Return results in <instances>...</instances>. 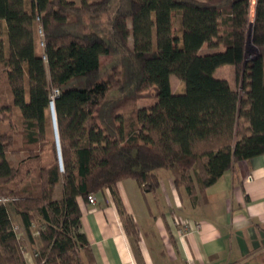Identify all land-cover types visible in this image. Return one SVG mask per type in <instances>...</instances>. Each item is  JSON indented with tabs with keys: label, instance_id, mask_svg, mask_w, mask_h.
<instances>
[{
	"label": "trees",
	"instance_id": "16d2710c",
	"mask_svg": "<svg viewBox=\"0 0 264 264\" xmlns=\"http://www.w3.org/2000/svg\"><path fill=\"white\" fill-rule=\"evenodd\" d=\"M249 4L30 0L27 9L24 0H0L7 39L4 53L0 38V196L10 198L0 202V264H27L10 208L30 241L36 226L33 264H84L92 254L78 197L109 189L119 204L118 181L130 178L154 192L164 168L194 201L236 162L264 154V0H255L251 25ZM248 27L258 54L246 60ZM110 54L119 66L101 78L100 56ZM225 64L234 66L239 88L215 75ZM170 75L184 81V92L172 91ZM112 88L118 97H107ZM149 90L155 103L136 107ZM55 91L63 170L46 131ZM120 211L137 243L133 218Z\"/></svg>",
	"mask_w": 264,
	"mask_h": 264
},
{
	"label": "crops",
	"instance_id": "0c3cea01",
	"mask_svg": "<svg viewBox=\"0 0 264 264\" xmlns=\"http://www.w3.org/2000/svg\"><path fill=\"white\" fill-rule=\"evenodd\" d=\"M159 181L154 192L130 178L118 181L119 204L109 189L93 194L95 204L78 197L80 231L92 254L84 264H264V154L236 162L194 201L173 185L170 172L159 173ZM120 209L135 222L137 243ZM9 215L33 264L38 235L32 226L29 243L18 214L10 208Z\"/></svg>",
	"mask_w": 264,
	"mask_h": 264
},
{
	"label": "rangeland",
	"instance_id": "374dc122",
	"mask_svg": "<svg viewBox=\"0 0 264 264\" xmlns=\"http://www.w3.org/2000/svg\"><path fill=\"white\" fill-rule=\"evenodd\" d=\"M24 1H25V6L28 9L29 6H30V0H24ZM76 1H78V0H76ZM252 1H253V6H251L252 5L251 4ZM254 6H255V0H250L249 9L251 8L252 11H251V9L249 10V14H248L249 21H251L253 19ZM171 19H172V32H173L174 35H179L180 34V23H179V16L176 13V11H173ZM248 32H249V27L247 29L246 45H245V52H244V56H245L246 60H248L250 58H253V57H255L258 54V50L255 47L252 46V44H251V42L249 40ZM37 34H38L37 37L39 38L40 47L43 48V46L41 45V39H42L43 32L41 31V33H40L39 29L37 28ZM0 38L2 40L3 45L5 46L4 47V53H5L7 39H6L5 32L2 31V29L0 30ZM203 49L205 50L206 47L204 46ZM99 62H100V77L101 78H106L112 72L111 70L113 69V67L119 66V62L120 61H119V56L118 55L110 54V55H102V56H100ZM215 75L218 76V77L226 78L229 81L231 87L239 88V82L236 80L235 70H234V66L232 64H225V65H222V66L218 67L215 70ZM170 83H171V85H172V87H173V89H174V91L176 93H181V92L185 91V83H184V81L179 79L175 75H170ZM56 94L57 93L55 91L54 96H56ZM118 95H119V92H118V90L116 88H112L107 93V97L108 98H115V97H118ZM155 101H156V97L153 95V90H149L148 92L146 91L142 96H140L137 99L135 104H136V107H144V106L152 105L153 103H155ZM13 118H14L15 122L20 123V120L17 119V116H16L15 112L13 114ZM46 131H47V135H48L49 138L51 136L53 137L52 125L49 122L46 124ZM20 136L21 135H17L16 136V138L18 139L17 142H16V146L17 147H19L21 145V143H22V137H20ZM45 149H47L45 151V153L47 154V157H50V152L48 151L49 149H48L47 145L45 146ZM11 157L14 158V155H11ZM60 170H61V168H60ZM158 172L160 173V175L161 174L164 175V172L169 174V170L164 169V168H160L158 170ZM60 192H61V186H60V184H58L56 186V189H55V192H54V197H58ZM33 228H34L35 234H37L36 233V226H33ZM29 243H33V242L30 241ZM34 243L36 244V242H34ZM34 246H35V248H37L39 246V240H38L37 244L34 245Z\"/></svg>",
	"mask_w": 264,
	"mask_h": 264
},
{
	"label": "water",
	"instance_id": "95a60500",
	"mask_svg": "<svg viewBox=\"0 0 264 264\" xmlns=\"http://www.w3.org/2000/svg\"><path fill=\"white\" fill-rule=\"evenodd\" d=\"M251 24H252V20L250 21V25ZM49 112H50V118H51V124H52L53 137H54V141H55V145H56L57 159L59 162V167L63 168L60 143H59V136H58V130H57V122L55 119V110H54V106H53L52 101H50V103H49ZM61 170H63V169H61Z\"/></svg>",
	"mask_w": 264,
	"mask_h": 264
},
{
	"label": "built area",
	"instance_id": "2783aa9c",
	"mask_svg": "<svg viewBox=\"0 0 264 264\" xmlns=\"http://www.w3.org/2000/svg\"><path fill=\"white\" fill-rule=\"evenodd\" d=\"M39 31H40V33H41V31H42L40 27H39ZM41 45L44 46V43H43L42 39H41ZM43 57H44V59H46L45 56H43ZM61 169H63V168H61ZM8 199H10V198L0 196V202H4V201H6V200H8ZM87 201H88L89 203H91V204H95V203H96V198H95V196H94L93 194H89V195L87 196ZM184 226H186V225H184ZM184 226H183L182 228L179 229L180 232H184V229H186V227H184ZM34 255H35V254H34Z\"/></svg>",
	"mask_w": 264,
	"mask_h": 264
},
{
	"label": "bare ground",
	"instance_id": "6f19581e",
	"mask_svg": "<svg viewBox=\"0 0 264 264\" xmlns=\"http://www.w3.org/2000/svg\"><path fill=\"white\" fill-rule=\"evenodd\" d=\"M248 34H249V32H248ZM54 97H55V96L53 95L50 101L53 102V101H54ZM53 106H54V102H53ZM54 110H55V108H54ZM55 119H56V114H55Z\"/></svg>",
	"mask_w": 264,
	"mask_h": 264
}]
</instances>
